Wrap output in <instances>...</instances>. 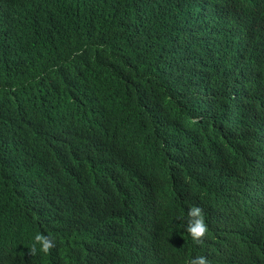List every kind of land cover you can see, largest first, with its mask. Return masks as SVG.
<instances>
[{
  "label": "trees",
  "instance_id": "16d2710c",
  "mask_svg": "<svg viewBox=\"0 0 264 264\" xmlns=\"http://www.w3.org/2000/svg\"><path fill=\"white\" fill-rule=\"evenodd\" d=\"M196 255L264 264V0H0V264Z\"/></svg>",
  "mask_w": 264,
  "mask_h": 264
},
{
  "label": "clouds",
  "instance_id": "9594fccd",
  "mask_svg": "<svg viewBox=\"0 0 264 264\" xmlns=\"http://www.w3.org/2000/svg\"><path fill=\"white\" fill-rule=\"evenodd\" d=\"M185 220L184 231L187 232L195 244H202L208 232L203 209L196 205L190 207L187 209ZM54 244V238L42 233H36L32 241L30 252L31 254L39 252L47 255L54 247ZM187 264H210V261L204 255H196L189 257Z\"/></svg>",
  "mask_w": 264,
  "mask_h": 264
}]
</instances>
